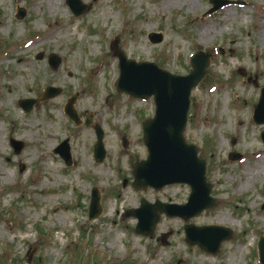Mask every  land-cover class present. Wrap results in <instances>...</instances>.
<instances>
[{
  "label": "rangeland",
  "instance_id": "obj_1",
  "mask_svg": "<svg viewBox=\"0 0 264 264\" xmlns=\"http://www.w3.org/2000/svg\"><path fill=\"white\" fill-rule=\"evenodd\" d=\"M226 1L234 4L208 14L211 0H174L168 8L166 0H81L91 7L77 17L67 0L54 7L47 0H0V264H260L264 124L252 117L264 88V0ZM115 41L128 59L178 76L192 71L198 52L211 55L208 75L191 95L185 137L206 160L220 205L187 224L234 232L216 255L187 245L178 218L162 216L150 240L124 217L142 198L185 204L190 189L133 190L131 171L147 156L142 125L155 106L116 94ZM48 86L62 93L29 113L19 107ZM73 95L77 126L64 112ZM96 125L104 132L101 163L93 152ZM11 140L23 144L19 154ZM65 140L69 166L55 153ZM233 153L242 157L230 160ZM94 189L103 213L90 221Z\"/></svg>",
  "mask_w": 264,
  "mask_h": 264
},
{
  "label": "water",
  "instance_id": "obj_2",
  "mask_svg": "<svg viewBox=\"0 0 264 264\" xmlns=\"http://www.w3.org/2000/svg\"><path fill=\"white\" fill-rule=\"evenodd\" d=\"M213 7L208 14H212L222 7L233 5L226 0H211ZM69 7L76 16H81L91 6L85 5L81 0H67ZM24 12L19 18L24 17ZM160 37L155 43L160 42ZM114 56L118 59L119 78L116 83V93L127 94L136 100L153 99L155 103V116L143 124L144 145L147 148L146 160L136 163L132 171V187L135 191H145L148 188L156 192L171 185H187L191 193L184 205L162 203L156 200L154 204L145 199L140 200V207L127 210L125 218L137 219L135 234L154 238L155 230L160 222L161 215L168 218H181L185 222L201 215L203 212L214 209L219 205L218 200L212 197V184L207 180V162L199 155L198 148L188 144L184 136L188 123V113L191 106L192 91L205 81L210 67L211 56L198 52L192 58V71L186 76L174 75L161 69L155 63L136 62L128 59L115 41L111 47ZM49 64L52 68L59 65L58 58L51 56ZM241 74L244 73L241 72ZM62 93L60 88L47 87L39 99L20 100L18 105L26 113L33 110L37 103L58 97ZM76 96L68 99L65 105V114L79 125L80 119L74 108ZM253 121L257 125L264 124V88L258 104L255 106ZM90 118L87 117L86 125ZM96 143L94 144V159L101 163L105 158L103 144L104 132L99 125L94 127ZM264 143V132L261 133ZM15 153L19 154L23 148L22 143L11 140ZM126 146V144H124ZM55 153L65 161L71 163L69 140L62 142ZM242 156L233 153L230 160H239ZM22 172V171H21ZM103 213L101 195L94 189L91 195L88 210L90 221L99 218ZM185 241L189 246H198L205 253L216 255L223 242L229 241L234 234L230 229L209 226L196 227L186 225ZM259 260L264 264V237L258 243Z\"/></svg>",
  "mask_w": 264,
  "mask_h": 264
},
{
  "label": "bare ground",
  "instance_id": "obj_3",
  "mask_svg": "<svg viewBox=\"0 0 264 264\" xmlns=\"http://www.w3.org/2000/svg\"><path fill=\"white\" fill-rule=\"evenodd\" d=\"M54 1L55 0H47V2L48 3L50 2L53 7L57 4ZM172 3H175L174 0H166V4L165 5H167V8H168V7H170L172 5ZM53 9H54L55 12H57V7H55V8L51 7L50 11H53ZM262 25H263V29L261 30V35L259 36V41L260 42H264V21L262 22ZM206 33L211 34L212 31H209V32H206ZM206 33H204V34H206ZM80 42H83V40H80ZM19 60L22 61V59H19Z\"/></svg>",
  "mask_w": 264,
  "mask_h": 264
}]
</instances>
